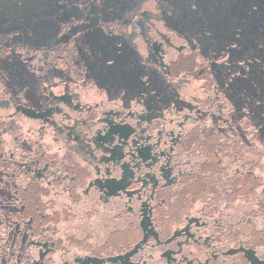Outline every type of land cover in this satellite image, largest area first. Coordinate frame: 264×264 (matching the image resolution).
<instances>
[{
	"label": "flooded vegetation",
	"instance_id": "obj_1",
	"mask_svg": "<svg viewBox=\"0 0 264 264\" xmlns=\"http://www.w3.org/2000/svg\"><path fill=\"white\" fill-rule=\"evenodd\" d=\"M73 1L0 18V264H264V30L198 12L172 68L159 2L141 52L145 0Z\"/></svg>",
	"mask_w": 264,
	"mask_h": 264
},
{
	"label": "rangeland",
	"instance_id": "obj_2",
	"mask_svg": "<svg viewBox=\"0 0 264 264\" xmlns=\"http://www.w3.org/2000/svg\"><path fill=\"white\" fill-rule=\"evenodd\" d=\"M127 2L121 3L119 1H108V0H75L73 1V12L75 14H83V13H94L99 14L103 12H108L110 16H112L110 13H129L135 9L136 6H133ZM159 6H162V8H159V12H163L164 14L169 13V22L171 23V27L175 29L176 31H172L173 35L169 36L170 40L169 42H164L163 49L165 53L163 54V60L166 64H169L173 66L172 68L180 67L181 65H184L186 62H184L185 59L181 56L182 53H186L188 47L183 52L178 53L176 50L178 46H181L183 44H187V40L178 33L180 30H184L187 24H197L198 20L197 17L194 16V14H198V9L195 6L190 5L191 3H195L201 8L199 13H206L207 15L211 16V22L219 21L221 23L227 24L228 22L232 23V12L228 13L229 5L232 6L233 2L232 0H213L210 2V5L202 4L203 2H206L205 0H156ZM119 3H121L119 5ZM208 3V2H206ZM213 3V5H212ZM141 8H140V16L136 19L135 23L133 24L132 28V37L133 41L136 45V47L141 52H146L151 49L152 43L155 40L158 41H166V36L164 35L165 31L160 23L153 22L151 19L149 11L144 10L146 6L153 9V5L151 1H141ZM38 5V0H0V18H5L6 16H14V17H26L28 14V11L35 8ZM205 5V6H204ZM204 9V10H203ZM154 10V9H153ZM216 14V15H215ZM81 15L79 17H81ZM114 15V14H113ZM192 16V21H189V16ZM215 15V16H214ZM226 18V21L224 20ZM96 21V20H95ZM95 23V22H94ZM104 23V22H103ZM102 23H100L101 26ZM95 26H91V29ZM99 28V27H98ZM101 28V27H100ZM99 28V29H100ZM257 31L254 30V33ZM42 36L37 34H33L30 36V38L33 39V43L29 40L28 44L31 46L38 47L40 43H42V40L40 42V38ZM259 36H255V41L258 40ZM191 40V39H190ZM257 44V42H254ZM34 47V48H35ZM41 54H39L40 56ZM18 59V58H17ZM16 59V60H17ZM21 59V58H20ZM29 62H34L38 60V57L36 58L35 55L29 56ZM173 62V64H171ZM169 65V66H170ZM171 68V67H170ZM2 70V69H0ZM173 72V71H172ZM175 72V71H174ZM172 73L171 76L175 73ZM1 76V75H0ZM200 82H191L187 89L182 91L183 100L187 105L192 102V97L199 98L200 95ZM96 93V90H94ZM0 109H4V107H0ZM1 115H4V112H0Z\"/></svg>",
	"mask_w": 264,
	"mask_h": 264
},
{
	"label": "trees",
	"instance_id": "obj_3",
	"mask_svg": "<svg viewBox=\"0 0 264 264\" xmlns=\"http://www.w3.org/2000/svg\"><path fill=\"white\" fill-rule=\"evenodd\" d=\"M232 2L233 5H229L228 13L232 12L233 20L232 23L226 24L227 28L258 29L261 37L264 30V0H232ZM200 10L201 8L198 7V12ZM224 20L226 21V18Z\"/></svg>",
	"mask_w": 264,
	"mask_h": 264
}]
</instances>
